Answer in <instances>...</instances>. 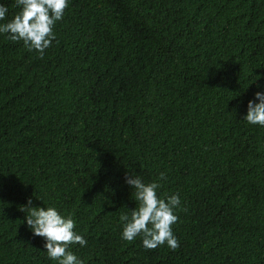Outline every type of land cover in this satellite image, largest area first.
<instances>
[{
	"label": "trees",
	"instance_id": "obj_1",
	"mask_svg": "<svg viewBox=\"0 0 264 264\" xmlns=\"http://www.w3.org/2000/svg\"><path fill=\"white\" fill-rule=\"evenodd\" d=\"M54 31L43 59L0 34V264H56L29 198L73 214L84 264H264V0H69ZM160 172L175 251L121 238L126 174Z\"/></svg>",
	"mask_w": 264,
	"mask_h": 264
},
{
	"label": "clouds",
	"instance_id": "obj_2",
	"mask_svg": "<svg viewBox=\"0 0 264 264\" xmlns=\"http://www.w3.org/2000/svg\"><path fill=\"white\" fill-rule=\"evenodd\" d=\"M14 6L19 11L7 19L9 9L0 3V21H5L0 23V34H6V39L12 42L22 41L28 51L38 52L43 59L45 51L56 40L54 28L63 19L69 0H14ZM244 120L264 127V92L257 91L254 99L248 102ZM166 180L165 172H160L150 182L139 175L126 174L125 183L132 188L135 207H126L127 211L119 217L123 240L133 242L140 237L147 250L165 245L173 251L179 248L173 225L179 220L177 212L187 209L182 208L179 193L161 192ZM42 204L44 206H34L29 198L26 204L19 205V211L25 213L24 220L32 235L44 239L47 257L56 264H84L72 251L75 245H87L84 236L76 231L73 214L62 213L53 204Z\"/></svg>",
	"mask_w": 264,
	"mask_h": 264
}]
</instances>
